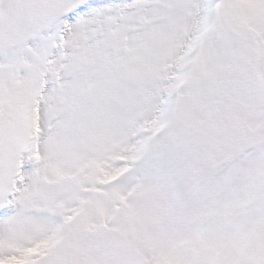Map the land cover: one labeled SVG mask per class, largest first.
Masks as SVG:
<instances>
[{
	"label": "snow or ice",
	"instance_id": "obj_1",
	"mask_svg": "<svg viewBox=\"0 0 264 264\" xmlns=\"http://www.w3.org/2000/svg\"><path fill=\"white\" fill-rule=\"evenodd\" d=\"M0 264H264V0H0Z\"/></svg>",
	"mask_w": 264,
	"mask_h": 264
}]
</instances>
